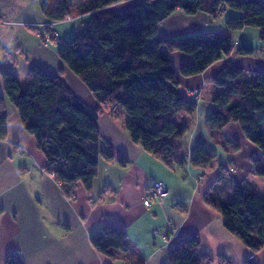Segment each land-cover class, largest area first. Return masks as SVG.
Wrapping results in <instances>:
<instances>
[{"label": "trees", "instance_id": "1", "mask_svg": "<svg viewBox=\"0 0 264 264\" xmlns=\"http://www.w3.org/2000/svg\"><path fill=\"white\" fill-rule=\"evenodd\" d=\"M41 13L52 26L76 17L88 19L68 42L56 48L58 59L76 75L99 105L88 108L67 87L61 74L49 75L33 66L22 85L9 70L1 71L4 94L0 96V140L6 137V102L19 115L22 128L36 141L46 158L45 172L53 174L66 194L80 183L91 189L100 158L113 159L110 149L101 150L100 114L119 111L130 141L170 166L206 169L216 160L204 144L188 152L184 135L188 125L178 126L174 117L192 115L196 103L177 91L178 77L201 75L209 66L232 52L230 34L208 33L179 39L159 35L158 24L180 9L185 14L203 12L215 18L225 10L238 13L225 21L226 28L259 30L264 39L262 0H37ZM75 17V18H76ZM50 26L45 28L50 32ZM52 36V34H49ZM43 39V37H42ZM51 43L57 41L50 37ZM187 55L178 74L170 54ZM239 56L250 57L254 49L241 46ZM218 90L211 99L214 110L205 125L215 142L237 151L238 145L222 136L229 123L241 132L258 152L252 161L253 174L264 178V68L246 71L227 62L212 79ZM112 110V111H111ZM117 113V112H116ZM111 117V116H110ZM126 159L122 156L120 164ZM218 177L204 196V202L222 217L225 230L253 253L264 251V198L247 180L236 182L228 168L218 165ZM127 233L122 225H102L89 237L90 245L110 258L117 251L128 252ZM4 264H23L10 255ZM168 264H228L223 256L203 252L196 235L178 239L172 245ZM249 264V263H245Z\"/></svg>", "mask_w": 264, "mask_h": 264}, {"label": "crops", "instance_id": "2", "mask_svg": "<svg viewBox=\"0 0 264 264\" xmlns=\"http://www.w3.org/2000/svg\"><path fill=\"white\" fill-rule=\"evenodd\" d=\"M131 2L117 4L116 8L127 7ZM48 23L37 0H0V96L4 94V69L22 85L27 83L33 66L49 75L62 70L56 48L48 47L42 40ZM170 60L178 74L191 58L174 52ZM227 62L246 71H257L263 69L264 57L239 56L234 48L201 75L178 77L181 85L177 89H183L187 100L192 101L194 91L201 92L196 111L200 110V100L208 104L203 105L205 115L214 110L212 95L201 96L205 87L213 86V76ZM80 100L92 110L99 106L90 94ZM195 113H183L173 120L178 126L188 125L186 133L193 127L190 143H202L206 148L210 137L214 138L205 123L195 124ZM115 115L104 111L99 118L103 140L98 146L101 150L110 149L113 159L100 158L91 189L77 183L70 196L53 174L45 172L46 158L34 137L22 128L17 110L6 102V137L0 140V264L10 255H18L23 264H168L172 245L191 235L198 237L201 249L211 257L223 256L228 264H260L255 259L257 253L228 233L222 217L204 202L218 177V165L228 168L236 182L248 181L254 175L252 161L258 152L239 125L229 123L222 131L224 138L239 147L233 151L227 144L229 161L221 163L216 159L210 167L198 169L189 163L170 166L147 153L128 138L125 117ZM186 148L188 152L192 149L187 145ZM122 156L126 159L124 164L119 163ZM156 183H162L168 195L162 204L146 207L143 200ZM105 224L125 228L127 253L117 251L110 258L90 245L89 237ZM157 231L165 234L166 240Z\"/></svg>", "mask_w": 264, "mask_h": 264}, {"label": "rangeland", "instance_id": "3", "mask_svg": "<svg viewBox=\"0 0 264 264\" xmlns=\"http://www.w3.org/2000/svg\"><path fill=\"white\" fill-rule=\"evenodd\" d=\"M70 4L74 6L75 0H71ZM76 11L77 10L75 9L72 10L71 17H74L72 20L62 21L60 23L53 24L52 27H50L51 31L53 29L56 33L54 31L53 32L50 31L47 32L46 34L53 33L54 35H56L57 41H55L53 44H48V47L57 48L62 43L68 42L71 39L74 32H77L86 24L88 19L85 18V16L81 18L76 17L78 15ZM237 15H238L237 12L227 9L223 13H220L215 18H213L210 15L203 12H197L195 14L188 15L182 12L180 9H178L172 15H170L168 18H166L160 24H158V33L159 35L167 39H179L188 36H195V35L208 34V33L230 34V36L232 37L233 48L237 50L241 46L251 47L254 49L255 57H260L262 56V54L264 57V39L260 38V33L258 29L246 28L243 31L231 32L226 28L225 21ZM60 63L62 65V70L58 73L61 74V78L64 80L67 87L72 91V93H74L79 99L84 98L86 94H90L88 89L82 83V81L76 75H74L61 61ZM212 87L213 86H209L208 89L207 87H205V91L203 93V96L201 97L203 98L204 95H207V98L209 96L211 97V95L213 97L214 94L217 92V90ZM177 91L184 98L186 97V93L183 91V89H177ZM200 94H201L200 91L193 92L194 96H192V100L195 103L196 100H198ZM200 101H201L200 110L197 109L196 113L194 114L195 124H199V125L205 123L206 117L209 114L208 113L207 115H205L207 111L205 112L203 109L204 107L203 105H208V104L203 102V100ZM118 113L122 115L117 110L115 111L114 115L116 114L118 116ZM262 127L264 129V123L262 124ZM192 132H193V127H190L189 132L186 133L183 137L185 145H187V147L189 148H192L194 145L197 144V143H190L189 135ZM200 134L201 137L204 138V134L198 132L199 136ZM206 144H207L206 145L207 151L215 155L216 159L219 162L227 163L229 161L230 159L229 152L225 150L224 147L220 145L218 146L215 140H213L211 137L209 139V142L207 141ZM251 172L253 173V169H251ZM252 177H254L255 179H252ZM248 182L255 189V191L261 192L264 198V178L252 175L248 177ZM66 195L71 196V194H66ZM255 259L258 263L264 264V251L258 252Z\"/></svg>", "mask_w": 264, "mask_h": 264}, {"label": "built area", "instance_id": "4", "mask_svg": "<svg viewBox=\"0 0 264 264\" xmlns=\"http://www.w3.org/2000/svg\"><path fill=\"white\" fill-rule=\"evenodd\" d=\"M240 1H247V0H240ZM50 37L53 38V40L56 39V35L52 34V36H49V34L43 35V40L46 44L51 43ZM168 195V190L162 183H156L154 184L149 190L148 193L143 200V205L146 207H149L150 205L154 203H160L162 204L166 196ZM157 234H161V232L157 231ZM162 238L166 240V235L161 234Z\"/></svg>", "mask_w": 264, "mask_h": 264}]
</instances>
